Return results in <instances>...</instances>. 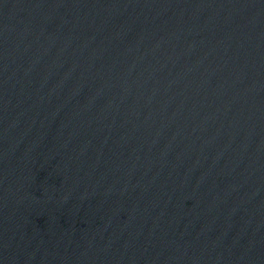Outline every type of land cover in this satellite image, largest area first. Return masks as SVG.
Here are the masks:
<instances>
[{"label":"water","instance_id":"obj_1","mask_svg":"<svg viewBox=\"0 0 264 264\" xmlns=\"http://www.w3.org/2000/svg\"><path fill=\"white\" fill-rule=\"evenodd\" d=\"M0 264H264V0H0Z\"/></svg>","mask_w":264,"mask_h":264}]
</instances>
